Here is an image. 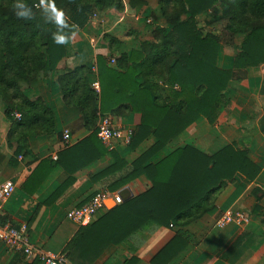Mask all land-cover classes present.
I'll return each mask as SVG.
<instances>
[{"label":"crops","instance_id":"crops-1","mask_svg":"<svg viewBox=\"0 0 264 264\" xmlns=\"http://www.w3.org/2000/svg\"><path fill=\"white\" fill-rule=\"evenodd\" d=\"M122 4L121 13L111 9L104 19L91 16L75 34L63 39L65 56L56 70L42 71L36 79L19 83L26 97L40 98L53 112L52 132L31 135L24 145L10 142L16 123L8 116L9 107L0 95V184L9 179L16 183L4 206L5 220L27 224L36 246L77 257L95 229L71 220L68 212L89 202L99 190H125L124 201L116 203L109 198L94 221L124 206L129 216L127 227L115 241L78 264H264V64L237 72L226 90L231 102L222 106L213 124L199 117L190 126L188 121L179 132L163 136L155 130H142L140 112L110 113L117 124L135 130L134 140L130 144L117 142L109 150L96 133L94 142L74 149L91 138L93 131L86 127L80 110L63 100L57 80L65 72L62 66H87L94 82L98 80V55L109 56L105 34L122 41L119 52L110 59L114 66L113 59L121 55L120 51L129 52L142 41L152 40L155 25L167 26L158 14V5H144L138 12L126 2ZM153 14L159 18L157 24L148 22ZM229 57L224 53L221 63L225 69H233L234 58ZM238 73L243 80L237 78ZM66 130L70 133L68 145L64 142ZM228 144L247 149L260 167L259 174L253 180L236 174L219 192L214 209L185 226L179 225L175 217L200 199L191 193L193 185L189 182V170L195 173L193 157L213 155ZM189 146L199 149L201 155L189 154ZM180 147L186 149L170 181L155 182L157 164ZM228 209L243 217L220 227L217 222ZM73 239V246H69ZM0 264L41 262L28 261L21 252H12L0 243Z\"/></svg>","mask_w":264,"mask_h":264},{"label":"trees","instance_id":"trees-1","mask_svg":"<svg viewBox=\"0 0 264 264\" xmlns=\"http://www.w3.org/2000/svg\"><path fill=\"white\" fill-rule=\"evenodd\" d=\"M60 1L64 6L73 5L72 19L54 21L48 17L49 21L44 25L41 15L44 12L34 10V0H0V95L9 107L8 116L16 123L9 136L10 142L15 140L24 145L31 135L52 132L55 123L53 112L40 98L31 100L26 97L19 83L36 79L42 71L58 68L65 56L62 40L89 21L93 8L119 12L124 9L118 0ZM219 1L159 0L167 26H156L153 39L142 41L138 48L120 51L114 66L110 65V59L120 49L122 41L105 34L109 56L97 57L99 92L89 78L90 68L62 66L65 72L59 74L57 80L63 100L80 110L86 127L93 131L91 138L74 149L78 151L87 142L96 140L99 113L126 115L140 112L143 114L142 130L146 133L155 130L163 136L179 132L188 121L190 126L199 117H206L211 124L217 121L222 106L228 102L226 89L237 72L264 64V0H222V5L228 3V31L242 34L233 69L223 68L220 42L214 36L201 35L194 20L198 12L214 8ZM128 2L132 6L146 4L145 0ZM181 14L191 16L181 20ZM160 80L164 86L159 84ZM14 112L22 115L20 120L13 116ZM185 149L174 150L157 164L155 182L170 181ZM189 154L201 155V151L189 146ZM202 156L192 159L195 173L189 170V182L193 185L191 193L198 194L200 199L175 217L179 225L185 226L214 209L219 192L236 174L253 180L260 172L248 150L234 144L226 145L213 155ZM69 183L61 187L55 197ZM128 222L124 206L93 220L87 226H92L95 232L77 257L70 253L68 258L74 264L86 261L92 252L115 241ZM73 244L74 239L69 246Z\"/></svg>","mask_w":264,"mask_h":264},{"label":"built area","instance_id":"built-area-1","mask_svg":"<svg viewBox=\"0 0 264 264\" xmlns=\"http://www.w3.org/2000/svg\"><path fill=\"white\" fill-rule=\"evenodd\" d=\"M115 61V59H113ZM93 87L97 92L100 91L99 81L93 82ZM13 116L20 120L22 115L14 112ZM97 133L101 142L112 150L117 142L130 144L133 140L135 130L125 124H117L110 113H99L97 122ZM64 142H70V133L64 132ZM16 188L13 179H9L0 184V243L8 247L12 252H21L26 260H39L41 264H73L65 253H55L36 246L31 239L28 225L23 223L17 225L4 218V206ZM113 197L116 203L124 201V195L120 192L112 193L109 190H99L89 202L81 206L72 208L68 212V217L80 225H89L93 222L99 210L104 207L105 202ZM242 214L236 213L233 209L226 210L219 218L218 225L225 227L229 223L240 220Z\"/></svg>","mask_w":264,"mask_h":264},{"label":"rangeland","instance_id":"rangeland-1","mask_svg":"<svg viewBox=\"0 0 264 264\" xmlns=\"http://www.w3.org/2000/svg\"><path fill=\"white\" fill-rule=\"evenodd\" d=\"M121 3L126 2L130 8L137 10L140 12L142 10V6H132L129 4L128 0H118ZM34 10H37L38 12H44L42 13V20L43 24L45 25V21H49L48 17L54 18V21L56 20H67L70 21L72 19L74 10H73V5H63L60 0H49L48 2L44 0H34ZM146 4L149 5L150 3L154 6L159 5V0H145ZM222 0L219 1V3L214 7V8H209L207 10H203L201 12H198L195 17V23L199 29V32L203 36H214L218 39L220 42V56H221V62L224 53H229L230 57L231 56L234 58L236 53L240 50V43L242 40V34H233L230 31H228V27L230 25V18L226 15V7L228 6V3H226V6L222 5ZM46 7V10L44 11V8ZM115 10V9H114ZM124 10V9H123ZM177 10L181 11V8L177 7ZM109 11V10H108ZM108 11H101L97 8H93L92 12V17L93 19H104L108 16ZM118 11V10H116ZM159 11V9H158ZM160 12V13H159ZM158 14L162 16L161 11H159ZM121 13V12H119ZM90 16V17H91ZM190 14H181V20L190 17ZM151 24L155 23L157 24L159 21V18L156 17L154 14L149 18ZM163 21L166 22L165 18H163ZM167 23V22H166ZM148 24V23H147ZM155 26H161V25H155ZM155 28V27H154ZM153 28V29H154ZM153 32V30H152ZM119 52V50H118ZM200 55V54H199ZM222 65V63H221ZM243 73V72H242ZM241 73H238L237 78L239 80H243V77L240 75ZM236 79V78H235ZM233 80V79H232ZM231 80V81H232ZM230 81V82H231ZM159 82H162L161 80ZM229 82V84H230ZM160 85H163L159 83ZM164 86V85H163ZM229 87V85H228ZM227 87V88H228ZM227 90V89H226ZM226 94V92H225ZM166 93H164V96ZM228 95V94H227ZM226 95V99L228 102L226 103L227 106L230 104L231 100L230 98ZM245 145H248L247 142H243ZM261 147V145H259Z\"/></svg>","mask_w":264,"mask_h":264},{"label":"water","instance_id":"water-1","mask_svg":"<svg viewBox=\"0 0 264 264\" xmlns=\"http://www.w3.org/2000/svg\"><path fill=\"white\" fill-rule=\"evenodd\" d=\"M120 193H122V195H124V193H125V190L121 191ZM124 199H125V198H124Z\"/></svg>","mask_w":264,"mask_h":264},{"label":"clouds","instance_id":"clouds-1","mask_svg":"<svg viewBox=\"0 0 264 264\" xmlns=\"http://www.w3.org/2000/svg\"><path fill=\"white\" fill-rule=\"evenodd\" d=\"M21 15H23V14L21 13Z\"/></svg>","mask_w":264,"mask_h":264}]
</instances>
